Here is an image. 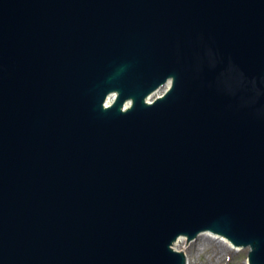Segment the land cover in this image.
<instances>
[{
    "label": "water",
    "instance_id": "1",
    "mask_svg": "<svg viewBox=\"0 0 264 264\" xmlns=\"http://www.w3.org/2000/svg\"><path fill=\"white\" fill-rule=\"evenodd\" d=\"M203 233L264 264V0H0V264Z\"/></svg>",
    "mask_w": 264,
    "mask_h": 264
},
{
    "label": "rangeland",
    "instance_id": "2",
    "mask_svg": "<svg viewBox=\"0 0 264 264\" xmlns=\"http://www.w3.org/2000/svg\"><path fill=\"white\" fill-rule=\"evenodd\" d=\"M166 89L165 87L157 91L152 95L151 100L153 101L162 96ZM186 239L184 237L180 238L174 248L186 254L188 264H249L246 249L234 250L219 238L214 240L200 235L197 239L191 241L189 245L185 244Z\"/></svg>",
    "mask_w": 264,
    "mask_h": 264
},
{
    "label": "bare ground",
    "instance_id": "3",
    "mask_svg": "<svg viewBox=\"0 0 264 264\" xmlns=\"http://www.w3.org/2000/svg\"><path fill=\"white\" fill-rule=\"evenodd\" d=\"M167 88V87H166ZM204 234V235H203ZM201 234V236H207L208 239H216V238H219V240H221L222 242H225L228 246L232 247L234 250H237V249H240V248H237V247H234L227 239L223 238V237H212V236H217V235H214L212 233H203ZM209 235V236H208ZM178 242V241H177ZM176 242V243H177ZM176 245V244H175Z\"/></svg>",
    "mask_w": 264,
    "mask_h": 264
}]
</instances>
